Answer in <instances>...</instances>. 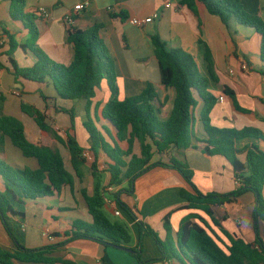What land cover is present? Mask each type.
<instances>
[{"label": "trees", "instance_id": "obj_1", "mask_svg": "<svg viewBox=\"0 0 264 264\" xmlns=\"http://www.w3.org/2000/svg\"><path fill=\"white\" fill-rule=\"evenodd\" d=\"M8 2V15L11 20L20 21L27 31L28 39L19 43L2 23H0V69L10 73L16 83L22 81L34 82L38 85L48 81L52 84L56 98L62 100H83L85 102V120L82 123L89 142L87 148L92 156L90 163L91 176L94 178L92 194L86 188H80L78 193L91 217V222L74 220L71 228L63 233V241L36 249H28L14 236L10 220L12 217L24 216L15 210L11 204L23 205L27 200H37L52 197L69 187L74 192V179L82 182L86 158L83 148L75 132V113L72 108L54 106L58 112L68 115L69 129L65 137L46 121V114L35 106L21 103V111L31 117L38 129L51 134L53 139L69 153V162L73 174L67 170L64 159L57 148L46 145H36L26 136L22 121L12 116H0V144L7 138L12 146L18 149L26 158H34L37 168L11 167L0 158V223L10 238L13 249L6 250L0 246V264H75L52 256L57 249L75 240H88L103 247H125L131 249L130 256L138 264H154L175 261L178 264H264V241L260 236L258 222L264 220V150L258 142H264V132L254 127L218 128L211 124L210 112L217 98L208 90V80L197 69L191 55L179 50L167 49L157 37L152 36L154 57L160 73V84L173 89L172 107L166 119L161 118L164 102L160 101L153 83L147 82L145 88L132 97H118L117 75L112 55L100 37L102 24H94L86 29L76 28L73 24L66 27L67 42L71 45L73 57L68 65L52 61L37 45L38 28L36 11L25 10L26 0H0ZM196 2H201L209 14L218 17L228 26L230 19L237 24L252 28L261 38L259 57L264 63V18L259 14L247 12L239 0H180V4L195 11ZM111 17L115 14L110 12ZM121 19L127 18L120 13ZM7 49L4 50V47ZM28 50L35 61L29 66H21L14 58V52ZM5 57L2 62L1 58ZM204 58L207 70L212 80L217 81L214 74L212 58L206 49ZM264 75V69L258 71ZM105 79L109 98L100 108L96 102L93 115L89 114L96 88H100ZM39 96L44 103L49 100L43 91ZM222 94L232 102L236 111L247 113L248 110L239 107L233 91L224 87ZM52 100H54L52 98ZM198 100L203 102L200 119L207 139L197 141L201 145L192 144L194 139V110ZM47 108V104H46ZM104 120L113 132L96 123ZM135 144L139 147V155L134 153ZM201 151L207 156H221L231 166L237 187L227 193H203L193 182V170L184 159L176 157L184 155L187 149ZM245 152V161L241 162L238 155ZM102 153L109 160L107 172L109 181L107 187L102 186L99 178L98 158ZM159 155L167 162L153 161ZM155 167L173 170L185 181L187 188H181L179 195L187 202L183 207L189 210H199L210 217L213 225L219 222L213 216L214 206L235 202L244 193L254 196L252 222L254 241L246 242L242 238H234L226 231L228 243L220 239L210 224L198 213H190L184 217L172 236L169 215L163 220L166 231L164 240H160L156 232L140 221L133 210L120 199L123 192L134 191L135 180ZM126 183V188L112 193L117 208L125 212L138 226L139 241L136 247H130L128 228L116 221H111L103 212L105 205V190L119 187ZM221 228V227H220ZM55 233L54 236H58ZM152 238L156 244L159 256L142 259V239ZM100 264H105L104 261Z\"/></svg>", "mask_w": 264, "mask_h": 264}, {"label": "crops", "instance_id": "obj_2", "mask_svg": "<svg viewBox=\"0 0 264 264\" xmlns=\"http://www.w3.org/2000/svg\"><path fill=\"white\" fill-rule=\"evenodd\" d=\"M165 0H26L27 12L37 11L43 8L48 12L47 18L38 14L36 26L38 28V47L54 62L68 65L73 57L71 45L67 42L65 18L71 15L73 25L79 29H86L94 24H102L100 37L109 50L115 64L117 86L120 99L139 94L147 82L154 84L161 102V118L166 119L172 107L174 91L160 84V73L157 61L154 57L152 36H157L167 49L179 50L192 56L200 74L208 80V90L216 98V103L210 112L211 124L218 128L254 127L264 132V75L259 70L264 69V63L260 61V36L252 29L241 26L232 18L228 26L221 20L208 13L201 2H196L195 11L180 4V0H172L169 8L164 7ZM243 8L252 14H259L264 18V0H239ZM86 3L82 11H75L74 6ZM8 2H0V23L3 24L19 43H25L28 39L27 31L20 21H14L8 15ZM110 12L115 17L110 16ZM120 13L127 18L121 19ZM158 14V17L143 27H137L130 22L132 18L144 19ZM7 46L4 47V50ZM206 49L212 58L214 74L217 81L211 79L204 58ZM14 58L21 66H29L34 63L35 57L26 50H16ZM5 61V57L1 58ZM247 68H243V67ZM224 87L233 91L239 107L248 110L247 113L236 111L230 99L222 94ZM39 90L43 91L49 100L46 103L40 98ZM45 90V91H44ZM222 96V99H220ZM52 98L54 100H52ZM109 98V91L105 85L100 86V91L95 94L89 114L93 115V107L100 102V108ZM37 107L46 114V121L61 137L69 129V118L56 111L54 106L66 109L72 108L75 113V134L80 145L89 153L87 134L82 127L85 120V102L83 100H62L56 98L52 84L48 81L38 85L34 82L22 81L16 83L14 77L4 69H0V116H12L23 122L28 140L36 145H44L48 134L41 132L33 119L21 111V103ZM47 104V108H46ZM203 102L198 100L194 110V139L192 144L201 145L197 141L206 140L207 136L200 119ZM68 116V115H67ZM96 125H105L113 130L106 121L100 119ZM2 133L0 132V138ZM56 142V141H55ZM46 143V142H45ZM57 148L65 162L68 171L73 174L69 162V153L57 142ZM258 146L264 150V142H258ZM134 153L139 155V147L134 146ZM193 170V182L203 193L217 192L227 193L234 190L237 184L229 163L221 156H207L199 150L187 149L183 156ZM92 157V156H91ZM0 158L9 166L29 167L36 169L37 162L34 158H26L16 149L7 138L0 144ZM159 155L153 157L158 161ZM241 162L245 161V152L238 155ZM167 162L166 158H160ZM92 161V158L90 159ZM91 163V162H90ZM89 160L84 165V177L80 183L74 179V192L69 187H64L57 195L37 200H27L23 205L15 204L18 212H23L25 206L45 207L43 217H36L41 227H34V233L29 232L28 218L25 213L22 218L12 217L10 220L13 231H23L22 242L28 249H36L63 241V233L70 230L74 220L91 222V217L77 190L86 188L88 194H92L94 178L91 176ZM109 160L100 153L98 158L99 178L102 186L106 187L109 181L107 164ZM0 186L3 182L0 180ZM116 191L126 188L123 182L119 187L110 186L108 190ZM187 188L182 177L173 170L155 167L139 176L134 182L133 193L123 192L120 199L125 202L144 224L158 231L160 240H164L166 232L162 231L163 220L169 215L172 236L177 231L180 221L190 213L200 214L211 226L215 234L228 243V235L234 238H242L252 243L255 235L253 230L252 212L254 208V196L247 192L238 197L235 202L221 206H214L213 216L219 222L220 227L211 223L210 217L199 210H189L183 207L187 204L180 195V189ZM114 191V192H116ZM113 193V192H112ZM106 207L109 213L114 215L117 204L114 198L105 197ZM32 208V207H30ZM34 211H32L33 213ZM119 217L130 233V247H136L139 241L138 226L125 212L120 211ZM111 221L112 218L109 217ZM37 222V221H36ZM27 223V224H25ZM161 227V228H160ZM260 236L264 241V220L258 222ZM37 233H41L38 237ZM58 233V236H54ZM51 239H50V238ZM0 246L6 250H12L13 244L0 223ZM52 256L75 264H138L130 254L116 247H103L102 245L88 241L75 240L69 242L53 252ZM159 252L152 238L145 236L142 239V259L157 258ZM154 264H178L175 261H167Z\"/></svg>", "mask_w": 264, "mask_h": 264}, {"label": "rangeland", "instance_id": "obj_3", "mask_svg": "<svg viewBox=\"0 0 264 264\" xmlns=\"http://www.w3.org/2000/svg\"><path fill=\"white\" fill-rule=\"evenodd\" d=\"M247 68V67H246ZM103 85H105V87L107 88V82H106V80L105 79H103L102 81H101V85L100 86H103ZM108 89V88H107ZM45 91V90H44ZM100 91V88H96V90H95V94H98V92ZM45 94V93H44ZM118 95H119V93H118ZM66 121L68 120V116L66 115ZM48 134V133H47ZM48 139L47 140H45L44 141V145L47 143V144H50L51 146H54L55 145V140L53 139V137H52V135L51 134H48ZM46 142V143H45ZM51 148H55V147H51ZM91 161L89 160V163H90ZM107 187V186H106ZM116 189L117 188H115L114 190H108V189H106L105 190V197L106 198H112V192H114V191H116ZM9 200H10V202H11V204L14 206L15 205V203H13V201L10 199V197H9ZM30 207H32V208H30ZM22 210H23V212L25 213V215H26V217L28 218V225H30V229H29V232H31V233H34V235H35V231H34V229H33V226L35 227H38V228H40L41 227V221H40V223H38L39 221H38V219L37 218H34V216H36V217H43V214H44V210H45V207H40L39 205H37V204H34L33 206H27L26 204H25V206L22 208ZM102 210H103V212L108 216V217H110V218H112V220H114V221H116V222H122V218L121 217H119V216H116V215H111V213H109V208L108 207H106V206H103V208H102ZM32 211H34L33 213H32ZM37 221V222H36ZM25 224H27V223H25ZM161 228V227H160ZM162 231H164V232H166L165 230H164V228H163V225H162ZM156 232V234L158 235V231L156 230L155 231ZM40 234L41 233H37V235H38V237H40ZM22 235H23V231L22 232H19V231H15L14 232V236L16 237V239L21 243L22 241L20 240V239H22ZM166 237V236H165ZM165 237H164V239H165Z\"/></svg>", "mask_w": 264, "mask_h": 264}, {"label": "built area", "instance_id": "obj_4", "mask_svg": "<svg viewBox=\"0 0 264 264\" xmlns=\"http://www.w3.org/2000/svg\"><path fill=\"white\" fill-rule=\"evenodd\" d=\"M171 1L172 0H165L164 1V7L165 8H169L171 6ZM86 7V3H79L77 5L74 6V10L75 11H82L84 10ZM42 18H47L48 17V12L43 9V8H39L36 11ZM158 17V14H153L151 17H147L144 19H139V18H132L130 19V22L137 26V27H143L145 24H148L150 22H152L154 19H156ZM73 23V19L71 17V15L67 16L65 18V25L66 27L71 25ZM243 68H246L245 66ZM220 99H222V96H220ZM84 156L86 159L90 160L91 159V155L89 153H84ZM107 202V200L105 201ZM108 203V202H107ZM114 215L118 216L120 215V210L115 209L114 211ZM50 238V237H49ZM51 239V238H50Z\"/></svg>", "mask_w": 264, "mask_h": 264}, {"label": "water", "instance_id": "obj_5", "mask_svg": "<svg viewBox=\"0 0 264 264\" xmlns=\"http://www.w3.org/2000/svg\"><path fill=\"white\" fill-rule=\"evenodd\" d=\"M119 249H122V250H124V251H126L128 253H131V249H129V248L119 247Z\"/></svg>", "mask_w": 264, "mask_h": 264}]
</instances>
